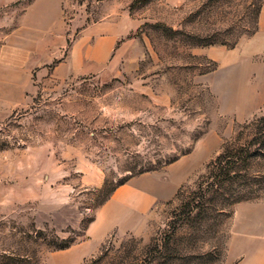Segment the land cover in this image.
Listing matches in <instances>:
<instances>
[{
	"label": "rangeland",
	"instance_id": "rangeland-1",
	"mask_svg": "<svg viewBox=\"0 0 264 264\" xmlns=\"http://www.w3.org/2000/svg\"><path fill=\"white\" fill-rule=\"evenodd\" d=\"M51 1L0 0V264L248 263L264 244V104L239 115L237 71L208 51L248 39L264 0ZM236 146L251 154L239 178L212 186ZM154 171L166 200L101 215Z\"/></svg>",
	"mask_w": 264,
	"mask_h": 264
},
{
	"label": "crops",
	"instance_id": "crops-1",
	"mask_svg": "<svg viewBox=\"0 0 264 264\" xmlns=\"http://www.w3.org/2000/svg\"><path fill=\"white\" fill-rule=\"evenodd\" d=\"M51 2L53 1L40 0L39 3L46 8ZM106 34L109 36L98 44L99 56L110 49L116 33L112 29ZM208 55L220 67H234V71H237L241 85L240 97H233V102L238 114L248 116L259 109L264 104V2L259 9L255 32L248 39L230 49L212 47ZM20 59L22 60L21 57ZM156 172L158 171L143 173L135 181L116 188L101 215L107 219L110 216L112 220H124L132 214L147 213L156 203L166 200L175 188L167 195L166 190L152 179ZM94 229L98 231V226ZM255 235L264 241V228ZM255 250V256L246 264H264V244Z\"/></svg>",
	"mask_w": 264,
	"mask_h": 264
},
{
	"label": "trees",
	"instance_id": "trees-1",
	"mask_svg": "<svg viewBox=\"0 0 264 264\" xmlns=\"http://www.w3.org/2000/svg\"><path fill=\"white\" fill-rule=\"evenodd\" d=\"M246 153V150L241 146L225 148V150L217 156L215 161L209 165L208 172L211 174L213 173L216 180V182L212 183V186L217 185V187L220 188L224 183L233 184L239 178L243 165L249 157H251V154L247 155ZM116 187L113 190H115ZM238 198L241 199L242 196Z\"/></svg>",
	"mask_w": 264,
	"mask_h": 264
}]
</instances>
